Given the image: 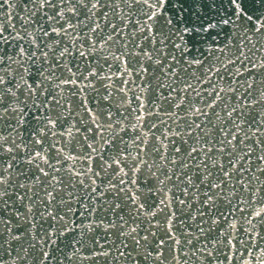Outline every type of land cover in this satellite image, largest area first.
Here are the masks:
<instances>
[{
	"label": "snow or ice",
	"instance_id": "6c2138e0",
	"mask_svg": "<svg viewBox=\"0 0 264 264\" xmlns=\"http://www.w3.org/2000/svg\"><path fill=\"white\" fill-rule=\"evenodd\" d=\"M0 264H264V0H0Z\"/></svg>",
	"mask_w": 264,
	"mask_h": 264
}]
</instances>
